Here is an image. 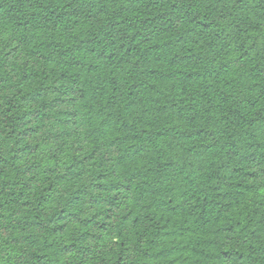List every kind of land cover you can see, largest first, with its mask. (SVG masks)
<instances>
[{"label":"trees","instance_id":"obj_1","mask_svg":"<svg viewBox=\"0 0 264 264\" xmlns=\"http://www.w3.org/2000/svg\"><path fill=\"white\" fill-rule=\"evenodd\" d=\"M0 264H264V0H0Z\"/></svg>","mask_w":264,"mask_h":264}]
</instances>
